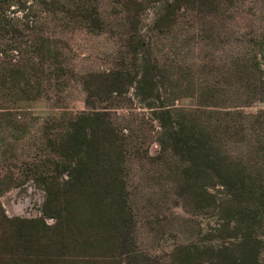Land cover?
I'll return each mask as SVG.
<instances>
[{
	"label": "rangeland",
	"instance_id": "obj_1",
	"mask_svg": "<svg viewBox=\"0 0 264 264\" xmlns=\"http://www.w3.org/2000/svg\"><path fill=\"white\" fill-rule=\"evenodd\" d=\"M92 112L119 137L137 260L264 264V0H0L7 217L43 218L29 168Z\"/></svg>",
	"mask_w": 264,
	"mask_h": 264
},
{
	"label": "trees",
	"instance_id": "obj_2",
	"mask_svg": "<svg viewBox=\"0 0 264 264\" xmlns=\"http://www.w3.org/2000/svg\"><path fill=\"white\" fill-rule=\"evenodd\" d=\"M85 19L96 25L95 17ZM118 140L101 113L66 122L47 145L56 159L29 168L45 194L43 218H9L0 207V264H142L130 236ZM14 181L0 178V193Z\"/></svg>",
	"mask_w": 264,
	"mask_h": 264
}]
</instances>
